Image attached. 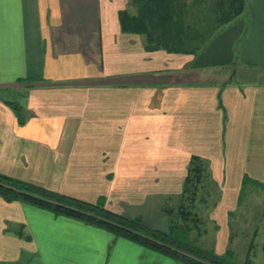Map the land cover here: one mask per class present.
<instances>
[{
    "label": "crops",
    "instance_id": "0c3cea01",
    "mask_svg": "<svg viewBox=\"0 0 264 264\" xmlns=\"http://www.w3.org/2000/svg\"><path fill=\"white\" fill-rule=\"evenodd\" d=\"M186 2L168 38L203 40L195 53L122 31L129 0H0V174L161 231L192 155L235 195L244 176L264 184V0L221 27L214 0ZM210 69L217 84L201 83ZM0 264L184 263L0 196Z\"/></svg>",
    "mask_w": 264,
    "mask_h": 264
},
{
    "label": "trees",
    "instance_id": "16d2710c",
    "mask_svg": "<svg viewBox=\"0 0 264 264\" xmlns=\"http://www.w3.org/2000/svg\"><path fill=\"white\" fill-rule=\"evenodd\" d=\"M129 1L136 8V13L131 15L126 10L118 13L122 31L145 34L147 49H164L174 53H195L197 51L199 43L203 40H169L168 38L174 34L172 33L174 27L179 25L176 21L175 12L177 6L182 3L187 5L186 0ZM195 1L208 2L211 0ZM212 6L211 20H216L218 27H221L244 11L246 0H214ZM193 42H198V44ZM17 115L20 121L24 120V117L20 116L19 113ZM204 164H206L205 160L200 156L192 155L189 158L183 180L182 196L190 192L192 197H195L196 186L201 185L203 187L202 183L206 178L210 179L209 171ZM249 185L264 189L263 183L244 176L241 192H244ZM0 196L6 201H27L51 209L54 213L64 214L103 227L115 235L136 241L184 264H252L249 250L241 263L233 259V253L229 250H225L222 255H217L201 248L189 247L184 237L177 238L179 231L188 232L187 223L189 221L197 222V218L191 209H186L183 205L178 209L177 218L185 221L184 228L180 227L176 221L169 219L167 230L161 231L145 226L139 218H126L118 215L106 209L102 203H89L54 193L33 183L19 181L2 174H0ZM239 197L241 198L242 195L240 194ZM165 212L171 216L174 210L168 208Z\"/></svg>",
    "mask_w": 264,
    "mask_h": 264
},
{
    "label": "rangeland",
    "instance_id": "374dc122",
    "mask_svg": "<svg viewBox=\"0 0 264 264\" xmlns=\"http://www.w3.org/2000/svg\"><path fill=\"white\" fill-rule=\"evenodd\" d=\"M216 71L210 69L209 75H201V83L217 84ZM22 97V94L17 95V101H22ZM22 107L20 105L16 112L25 117ZM205 163L210 179L206 178L202 183L203 187L196 186L195 197H192L190 192L182 196V184L177 198L171 200L163 198L161 216L158 220L165 228L168 227L169 219L184 228L185 221L177 218L178 209L183 205L184 208L191 209L197 218V222L187 223L188 232L179 231L177 235V238L184 237L189 247L201 248L217 255L229 250L233 253V259L241 263L249 250L252 264H264V189L249 185L241 192L239 186L235 195V188L230 184L227 186V182L225 186L223 183L219 184L211 174L209 162L205 160ZM223 198L225 200L223 209L226 212L225 216L222 215L220 218L216 211H219L220 207H217L219 204L221 206ZM168 208L174 210L171 216L165 212ZM156 211L157 216L159 213L157 206ZM223 231L224 234L221 233Z\"/></svg>",
    "mask_w": 264,
    "mask_h": 264
}]
</instances>
